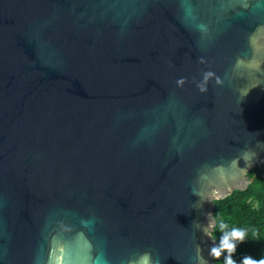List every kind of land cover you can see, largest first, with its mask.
<instances>
[{"label":"water","instance_id":"obj_1","mask_svg":"<svg viewBox=\"0 0 264 264\" xmlns=\"http://www.w3.org/2000/svg\"><path fill=\"white\" fill-rule=\"evenodd\" d=\"M262 162L264 0H0V264H213Z\"/></svg>","mask_w":264,"mask_h":264},{"label":"trees","instance_id":"obj_2","mask_svg":"<svg viewBox=\"0 0 264 264\" xmlns=\"http://www.w3.org/2000/svg\"><path fill=\"white\" fill-rule=\"evenodd\" d=\"M246 176L249 180L246 188L235 189L225 197L214 200L216 227L223 222L228 229L235 227L246 233L244 240L237 242L233 254L237 261L244 255L256 259L264 256V162L250 167ZM219 235L220 232L216 231V242ZM220 260L222 264L223 254Z\"/></svg>","mask_w":264,"mask_h":264},{"label":"clouds","instance_id":"obj_3","mask_svg":"<svg viewBox=\"0 0 264 264\" xmlns=\"http://www.w3.org/2000/svg\"><path fill=\"white\" fill-rule=\"evenodd\" d=\"M201 231L212 241L208 247V256L215 264H221L220 258L222 254V264H264V256L256 259L250 255H244L239 261L233 258V254L236 252L237 242H242L245 238L246 233L244 230L235 227L228 229L223 222L216 227L214 221H209L201 228ZM216 231L220 232L218 242H216ZM197 247L199 248V245ZM142 264H148L147 255H145ZM201 264H207V261L202 259Z\"/></svg>","mask_w":264,"mask_h":264},{"label":"bare ground","instance_id":"obj_4","mask_svg":"<svg viewBox=\"0 0 264 264\" xmlns=\"http://www.w3.org/2000/svg\"><path fill=\"white\" fill-rule=\"evenodd\" d=\"M240 185H241V186H244V185H245V181H244V180H241V181H240ZM221 193H222V192H221L219 189L216 190L215 193H214V197L219 196ZM207 223H208V222H207Z\"/></svg>","mask_w":264,"mask_h":264},{"label":"rangeland","instance_id":"obj_5","mask_svg":"<svg viewBox=\"0 0 264 264\" xmlns=\"http://www.w3.org/2000/svg\"><path fill=\"white\" fill-rule=\"evenodd\" d=\"M258 164H260V163H258ZM248 183H249V181L247 180L246 184H248Z\"/></svg>","mask_w":264,"mask_h":264}]
</instances>
